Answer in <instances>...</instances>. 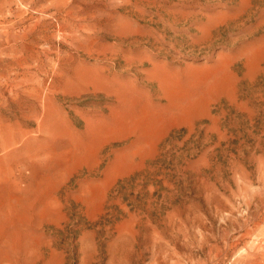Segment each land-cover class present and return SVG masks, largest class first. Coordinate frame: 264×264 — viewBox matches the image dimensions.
Listing matches in <instances>:
<instances>
[{
  "label": "rangeland",
  "instance_id": "374dc122",
  "mask_svg": "<svg viewBox=\"0 0 264 264\" xmlns=\"http://www.w3.org/2000/svg\"><path fill=\"white\" fill-rule=\"evenodd\" d=\"M5 172L0 264H264V0H0Z\"/></svg>",
  "mask_w": 264,
  "mask_h": 264
},
{
  "label": "bare ground",
  "instance_id": "6f19581e",
  "mask_svg": "<svg viewBox=\"0 0 264 264\" xmlns=\"http://www.w3.org/2000/svg\"><path fill=\"white\" fill-rule=\"evenodd\" d=\"M193 94L198 95L200 93H198L197 91H193V93H192V91H189L187 94H184V95L178 97L176 100L169 101L163 108V109H165V112H166L165 116H162L158 119V121L160 120V125L155 126L154 123H150V124L145 126L146 134H144V139L146 141L153 140L154 134L158 130H160V128H162L163 126L168 124L169 122H171L173 120L176 121L177 119L183 118L185 115L196 112L199 109V105L207 100V97H206L207 95L204 92L203 94L198 95L199 98L194 99L192 97V96H194ZM175 109H177V110L175 111ZM159 126H160V128H159ZM144 139H141V140H144ZM5 173H9V174L4 175L3 177H0V183L8 181L10 183V185L16 186L15 184H17V183L14 180V178L10 175V172H5ZM238 244H239V242H238Z\"/></svg>",
  "mask_w": 264,
  "mask_h": 264
}]
</instances>
